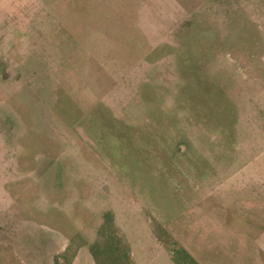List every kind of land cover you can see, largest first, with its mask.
<instances>
[{"label":"rangeland","instance_id":"374dc122","mask_svg":"<svg viewBox=\"0 0 264 264\" xmlns=\"http://www.w3.org/2000/svg\"><path fill=\"white\" fill-rule=\"evenodd\" d=\"M29 7H10L0 20V37L11 35L12 41L26 46L15 48L22 53L13 55L25 69L24 79H16L12 71L10 83L0 78V128L10 131L8 137L0 135V150L5 151L11 177H19L27 193H42L35 205L34 200L26 201L42 214L36 222L38 228L44 224L41 235L61 244L68 237L66 230L92 231L101 215L117 211L120 225L133 237V228L140 224L131 227L133 208L143 204L154 211L157 198H150L149 202L156 199L153 208L120 184V201L113 195L108 200L100 197L114 193L112 179L128 180L129 171L135 177L141 174L138 158L143 152L132 144L131 131H123L130 123L128 116L132 113L143 130L188 134L198 132L199 117L210 112L218 125L208 127L233 130L237 149L235 167L218 186L219 193H227L213 204L226 211L224 225L229 230L243 232L240 235L249 237L250 244H264V214H242L243 205H264V0H42L41 11ZM27 20L29 26L24 24ZM83 25L90 27L86 40L75 30ZM56 29L63 30L65 38L50 36ZM160 34L163 46L158 45ZM67 47L82 63L89 58L106 66L116 61L139 64L147 47H153L159 54L153 55L154 64L148 68L151 79L181 65L199 76L203 70L210 80L161 82L154 100L167 102L169 110L147 121L145 85L150 82H139L144 70L136 72L138 82H91L88 76L86 82H59L65 71L56 72L55 80L52 68L66 57L59 49ZM127 47L136 56L126 55ZM21 146L23 153L18 151ZM23 157L26 165L17 168ZM40 175L42 184L34 185ZM51 189L59 190V197L48 195ZM51 216L57 220H49ZM33 227V222L25 224V230L21 226L22 243L33 244L32 231H27Z\"/></svg>","mask_w":264,"mask_h":264},{"label":"crops","instance_id":"0c3cea01","mask_svg":"<svg viewBox=\"0 0 264 264\" xmlns=\"http://www.w3.org/2000/svg\"><path fill=\"white\" fill-rule=\"evenodd\" d=\"M16 6L23 8L35 6L34 12L36 9L39 12L42 0H0V20L9 13L10 7ZM24 22L26 26L31 23L28 20ZM75 30L82 40H86L84 36L90 27L86 28V25H83L79 30ZM61 31L56 29L50 36H57V39L62 40L65 33ZM147 38L148 36L145 37ZM158 38L160 39L158 45L163 46L164 36L160 34ZM0 39H2L0 78L4 81L2 83L14 80L11 71L17 74L16 79H24L25 69L14 60L13 55L22 53H17L14 49H26L25 44L12 41L11 35L1 36ZM63 44L65 42L61 43ZM127 48L129 52H124L126 55L136 56L137 53L135 51L133 54L132 47ZM64 49L67 51L62 52L59 49V53L65 54L66 57L61 60L62 63L52 68L55 80H59L56 72L65 71L59 82H86L87 76L92 79L91 82H138L136 72L144 70V79L139 82H150L149 85H145L149 106L147 121L155 120L156 114L164 115L169 110L167 102L154 100L153 95L158 98L157 92L153 94L154 89L162 88L161 82H172L171 80L182 78V82L209 79L203 70H200L199 76L197 71H190L188 67L177 65V70L173 68L171 71L166 70L165 75L161 71L159 77H155L157 80L159 78V82L153 81L155 79H151L147 74L148 68L154 64L153 55L159 54V50L156 49L154 52L153 47H147L139 64L136 61L123 65L116 61L112 66L99 65L91 62L89 58L82 63L77 52H72L73 49L70 47ZM35 74L34 72L33 75ZM155 82L161 87L155 86ZM210 115V112L201 115L198 119L201 128L198 132L188 134L173 133L169 129L166 131L161 129V132L149 128L143 130L138 128L137 118L132 113L128 116L131 120L127 125L124 123L127 127H124L123 131L125 128L131 131L132 144L135 142L137 150L143 152L141 158H138L142 161L141 174L135 177L134 173L129 171L128 180L121 177L112 179L111 182H115L110 185L113 186L114 193L107 195L103 192L100 197L108 200L113 195V199L120 201L122 193L117 187L120 184L126 189L129 186V192L131 196L135 194L133 197L136 200L146 198L149 202L151 197L157 198L155 200L159 203L154 211L148 210L143 204L133 208L136 216L131 219V227L137 222L140 223L133 228V237L120 225V214L117 211H108L101 215L92 231L83 228L79 232L64 230L68 237L61 244H57L53 238L41 235L44 224L38 228L36 222L42 214L34 208L30 209L26 201L34 200L35 205L42 197V193L38 190L35 193H27L25 184L19 177H11V167L4 156L5 151L0 150V154L3 153L0 156V264H264V244H250L249 237L244 238L243 234L240 235L243 232L235 228L229 230L224 225L226 211L213 204L220 195L227 193V191L219 193L218 186L230 176L231 170L235 167L237 149L233 130L225 128L227 130L224 131L208 127L218 125L217 120L212 121L213 117ZM4 132L0 128V135L3 138L10 135V131ZM20 135L21 133L17 136ZM142 136H146L145 141L141 139ZM3 144L5 146V143H2V147ZM25 150L23 146L18 147L21 153ZM19 164H22V167L26 165L24 157L23 160H19L17 168L21 167ZM40 176L39 180L37 178L34 180V185L39 182L42 184V175ZM107 184L104 181V185ZM212 187H215L214 192ZM54 191L51 189L48 195L59 197L56 193L59 190ZM152 202L148 205L155 208ZM254 210L264 214V205L256 201L243 205L242 214ZM220 216L223 220H220ZM48 219L55 221L57 217L51 216ZM32 222L33 229L27 231H32L30 234L34 242L24 244L20 241V228L23 226L25 230L24 225ZM138 226H142L144 231H140ZM40 229L41 231H38ZM143 233L146 238H143Z\"/></svg>","mask_w":264,"mask_h":264}]
</instances>
